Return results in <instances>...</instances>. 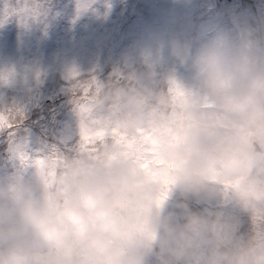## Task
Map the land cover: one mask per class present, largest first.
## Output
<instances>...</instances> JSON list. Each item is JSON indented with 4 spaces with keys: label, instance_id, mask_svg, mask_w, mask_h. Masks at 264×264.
Here are the masks:
<instances>
[{
    "label": "clouds",
    "instance_id": "1",
    "mask_svg": "<svg viewBox=\"0 0 264 264\" xmlns=\"http://www.w3.org/2000/svg\"><path fill=\"white\" fill-rule=\"evenodd\" d=\"M164 47L79 83L67 151L8 131L0 264H264V27Z\"/></svg>",
    "mask_w": 264,
    "mask_h": 264
},
{
    "label": "rangeland",
    "instance_id": "2",
    "mask_svg": "<svg viewBox=\"0 0 264 264\" xmlns=\"http://www.w3.org/2000/svg\"><path fill=\"white\" fill-rule=\"evenodd\" d=\"M0 21V74L16 73L8 84L0 81V111L16 104L27 109L38 132L18 138L31 151L47 153L55 150L52 138L60 143L76 135V97L65 98V92L108 64H139L141 54L161 42L170 64L169 34L264 27V0H0ZM47 101L51 106L41 107ZM9 140L0 139V172L19 163Z\"/></svg>",
    "mask_w": 264,
    "mask_h": 264
},
{
    "label": "trees",
    "instance_id": "3",
    "mask_svg": "<svg viewBox=\"0 0 264 264\" xmlns=\"http://www.w3.org/2000/svg\"><path fill=\"white\" fill-rule=\"evenodd\" d=\"M114 68L115 67H112V65L109 64L101 71V73L98 76L104 77L108 73H110ZM77 94L79 96H82V94H86V93H85L83 88L76 87L72 91V93L71 92H65V98H69L71 100V97H76ZM54 101L57 102V99H54ZM44 106L47 108V107H50L51 105L47 101V102H43L41 104V107H44ZM65 106L68 107V105L66 103H65ZM14 107L18 108L20 110L22 105L21 104H16ZM7 108H12V107H7ZM20 112L22 113V116H18L16 120H10L9 121V123L11 124V127L8 128L7 131L0 129V137H3L5 134L7 136L8 135V131H13V132L17 131V133H18V130L23 128V127H27V129L26 130H21V132L19 134H22V133L27 132V131H36L38 129L36 124H33V122L31 121L32 115H30V112H28L27 109L20 110Z\"/></svg>",
    "mask_w": 264,
    "mask_h": 264
},
{
    "label": "snow or ice",
    "instance_id": "4",
    "mask_svg": "<svg viewBox=\"0 0 264 264\" xmlns=\"http://www.w3.org/2000/svg\"><path fill=\"white\" fill-rule=\"evenodd\" d=\"M14 11H15V9H14ZM6 14H7V13H6ZM0 22H2V21H0ZM72 75H73V76L76 75L75 71L72 72ZM77 87H79V85H77ZM2 119H3V117H0V120H2Z\"/></svg>",
    "mask_w": 264,
    "mask_h": 264
}]
</instances>
